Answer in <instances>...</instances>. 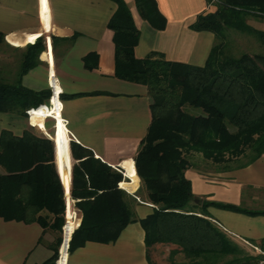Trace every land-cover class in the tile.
Returning a JSON list of instances; mask_svg holds the SVG:
<instances>
[{"label":"trees","instance_id":"trees-1","mask_svg":"<svg viewBox=\"0 0 264 264\" xmlns=\"http://www.w3.org/2000/svg\"><path fill=\"white\" fill-rule=\"evenodd\" d=\"M110 1L118 6L108 25L114 32L116 77L147 87L152 100V124L141 142L135 167L156 209L153 215L138 221L130 206L133 197L119 186L123 174L72 143L73 158L81 161L72 170V197L81 200L78 207L84 218L71 239L70 254L89 242L115 243L130 223L139 222L145 230L150 264H158L150 254L158 244L174 247L168 264H254L258 256L212 223L208 208L215 206L250 216H264V212L231 204L197 203L186 172L193 167L192 157L196 154L216 164L244 158L245 166L264 155V54L248 52L233 57L227 52V33L233 30L264 45V30L249 24L251 16L264 19V0H220L215 12L198 17L191 28L216 36L203 67L171 62L156 54L146 59L135 57L140 40L135 18L125 0ZM135 3L146 20L158 13L155 0ZM29 41L35 42V37ZM5 44L0 33V46ZM11 48L22 58L12 82L0 75V112L27 118L29 111L44 106L33 114L35 126L43 131L45 104L52 91L34 92L24 87L23 80L41 64L40 56L46 50L44 39L24 49ZM61 98L65 99L63 95ZM24 134L22 138L9 131L1 134L0 167L6 174L0 175V217L38 222L45 229L61 233L65 222L64 190L53 170V144L47 138H37L31 130ZM54 143L67 185L72 168L70 142ZM127 167L133 168V162ZM49 168L50 174L45 172ZM45 210L53 220L40 215ZM68 213L71 215V208ZM56 244L51 246L52 257L43 264H57L61 237ZM261 246L264 248V241Z\"/></svg>","mask_w":264,"mask_h":264},{"label":"crops","instance_id":"crops-1","mask_svg":"<svg viewBox=\"0 0 264 264\" xmlns=\"http://www.w3.org/2000/svg\"><path fill=\"white\" fill-rule=\"evenodd\" d=\"M125 1L140 31L135 57L146 59L156 54L171 62L205 66L216 36L209 31H195L191 26L199 16L216 11L210 0H155L158 13L153 14L152 20L141 17L135 0ZM117 9L110 0H0V33L7 44L2 46L24 49L39 38L44 39L46 50L40 56L41 64L24 76V87L34 92L51 91L52 74L59 82L56 90L65 97L55 98L53 109L49 101L45 104L43 131L35 126L33 117L0 112V139L3 131L22 138L31 130L37 138L52 142L53 170L64 190L63 226L68 205L78 210L82 221L84 218L78 207L81 200L72 197V170L81 162L73 158L72 143L123 174L124 181L119 186L133 197L130 206L138 221L153 215L156 209L147 198L135 167L141 142L152 124V100L147 87L116 77L114 32L108 25ZM33 37L32 43L29 39ZM72 95L78 97L71 98ZM48 121L55 123L53 136L47 132ZM54 141L70 142L72 168L67 185L60 173ZM242 160L214 164L201 154L193 156V167L186 177L192 182L196 199L264 212V155L246 166ZM131 161L133 168L126 169ZM45 172L50 174L51 168ZM2 174L6 171L1 166ZM208 212L212 223L239 243L247 240L261 245L264 241L263 215L250 216L215 206L209 207ZM40 215L53 220L47 210ZM56 234L61 233L45 229L38 222L0 217V264L47 262L53 255L51 246L57 245ZM162 246L151 249L155 262L159 261ZM61 252L59 264H150L145 230L139 222L130 223L115 243L89 242L72 254L63 249Z\"/></svg>","mask_w":264,"mask_h":264},{"label":"rangeland","instance_id":"rangeland-1","mask_svg":"<svg viewBox=\"0 0 264 264\" xmlns=\"http://www.w3.org/2000/svg\"><path fill=\"white\" fill-rule=\"evenodd\" d=\"M249 24L251 26H254L256 29L260 30H264V19L262 18H257V17H249ZM227 38H228V54L230 53L231 56H235V57H240L245 53H255V54H264V45L262 43H260L258 40H256L254 37L250 36V35H245L241 32L238 31H229L227 33ZM15 48V47H14ZM22 58V54L20 52L14 51L11 47L10 49H6V47L4 46H0V70L1 73L0 75H2L4 77V79H7L9 82H12L14 79L13 77L15 76V74L17 73V70L19 69V62ZM48 104V103H46ZM54 121H48V125H47V132L51 134V136H53V129H54ZM243 159L242 161H247V159L244 158H240ZM238 159V160H240ZM236 160V161H238ZM235 161V162H236ZM213 163V162H212ZM216 164V163H214ZM134 191V189H133ZM72 205H68V210L69 208H71ZM67 216L69 218V223L67 226V230L69 231L66 234V238H69L71 236V234L74 231V225L72 222V219L74 218V215L71 211V215H69V213H67ZM70 230H72L70 232ZM57 235V240L60 239L61 237V246L59 248V253H58V260L60 259V250L62 247V243H63V230L61 232V234H56ZM255 243H259L258 240L255 241ZM241 247H243L247 252L249 253H253L250 249H248V247H246L242 243H238ZM64 247V246H63ZM174 247H166V246H162L161 249L159 250L161 253V256L159 257V261L157 262L158 264H168V258H169V254L172 252ZM156 256V255H155ZM156 258V257H155ZM182 258V257H180ZM61 260V259H60ZM60 260L58 261V264L60 263Z\"/></svg>","mask_w":264,"mask_h":264},{"label":"built area","instance_id":"built-area-1","mask_svg":"<svg viewBox=\"0 0 264 264\" xmlns=\"http://www.w3.org/2000/svg\"><path fill=\"white\" fill-rule=\"evenodd\" d=\"M219 2H220V0H211L210 4L211 5H217V3H219ZM49 77H50V79H49V88L52 91V96H51V98L49 100V104H50V109H53L54 106H55L54 105V99L57 98V100H62L61 99L62 93L56 90L57 87L59 86V82H58V79H57L56 75H52L51 74ZM40 109L29 111V118L31 119L33 117V114L38 112ZM63 110H64V105L62 104V101H61V113L62 114H63ZM65 124L67 126L68 122L65 121ZM71 211H72V213L74 215V218L72 219V222H73V224L75 223V227H74V231L71 234V236L69 238V241H68V247H67L68 255H69V249H70V245H71L70 242H71V239H72V237L74 235V232L81 226V223H82V216L78 215V213H79L78 210L75 209L74 206H72L71 207ZM68 223H69V218L67 216V222L62 228L63 236H64L63 243H62L63 245H64V242H65L66 234L69 232L67 230ZM243 243L254 253V255L256 257L258 256V259H257L256 262H254V264H264V248L260 244H254V243H251V242H249L247 240H243ZM63 245H62V247H63ZM62 247H61V249H62ZM60 257H61V250H60L59 258ZM57 264H58V262H57Z\"/></svg>","mask_w":264,"mask_h":264},{"label":"bare ground","instance_id":"bare-ground-1","mask_svg":"<svg viewBox=\"0 0 264 264\" xmlns=\"http://www.w3.org/2000/svg\"><path fill=\"white\" fill-rule=\"evenodd\" d=\"M57 99V98H56ZM72 230H70V232H71ZM68 242V238H65V242H64V247H62V249H63V251H64V253H66L67 252V243ZM61 253H63V252H61ZM62 255V254H61ZM60 259H61V257H60Z\"/></svg>","mask_w":264,"mask_h":264},{"label":"water","instance_id":"water-1","mask_svg":"<svg viewBox=\"0 0 264 264\" xmlns=\"http://www.w3.org/2000/svg\"><path fill=\"white\" fill-rule=\"evenodd\" d=\"M196 202L199 203V202H201V200L200 199H197Z\"/></svg>","mask_w":264,"mask_h":264}]
</instances>
